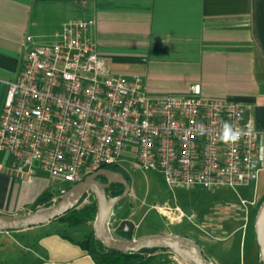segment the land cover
<instances>
[{"label": "built area", "instance_id": "obj_1", "mask_svg": "<svg viewBox=\"0 0 264 264\" xmlns=\"http://www.w3.org/2000/svg\"><path fill=\"white\" fill-rule=\"evenodd\" d=\"M90 24L70 21L48 43L26 37L21 72L7 83L0 115V155L11 159H0V173L25 180L39 169L50 182L75 185L130 157L170 190L261 182L264 193V131L246 119L242 104L205 98L199 84L183 96L151 95L139 77L114 76L85 39ZM225 124L239 140L220 139ZM162 210L184 217L178 207Z\"/></svg>", "mask_w": 264, "mask_h": 264}, {"label": "crops", "instance_id": "obj_2", "mask_svg": "<svg viewBox=\"0 0 264 264\" xmlns=\"http://www.w3.org/2000/svg\"><path fill=\"white\" fill-rule=\"evenodd\" d=\"M77 20L91 22L85 39L114 76L139 77L156 96H183L199 84L205 98L242 104L264 131V0H0V115L26 37L48 43ZM55 183L39 169L25 180L0 173V214L32 213L41 196L55 203L64 189L52 193ZM55 221L0 232L1 255L13 256L10 264H95L80 246L89 234L62 232Z\"/></svg>", "mask_w": 264, "mask_h": 264}, {"label": "rangeland", "instance_id": "obj_3", "mask_svg": "<svg viewBox=\"0 0 264 264\" xmlns=\"http://www.w3.org/2000/svg\"><path fill=\"white\" fill-rule=\"evenodd\" d=\"M126 158L121 168L129 177L130 192L110 217L108 230L111 233L116 232L123 221H130L134 226V240L150 235H171L197 245L208 261V254H211L221 264H259L254 220L264 202L261 182L256 188L251 184L235 190H170L157 172L138 170L130 163L131 158ZM72 185L57 181L49 190L57 194L60 188L68 190ZM166 206L178 207L184 217L177 220L162 210ZM88 207L93 211H85ZM96 214L95 198L92 195L88 198L85 196L73 212L55 223L61 227L59 230L62 232L75 229L88 235L92 231ZM13 259L9 254L3 256L0 253V264H10L8 262ZM139 260L140 264H186L169 251L143 254Z\"/></svg>", "mask_w": 264, "mask_h": 264}, {"label": "water", "instance_id": "obj_4", "mask_svg": "<svg viewBox=\"0 0 264 264\" xmlns=\"http://www.w3.org/2000/svg\"><path fill=\"white\" fill-rule=\"evenodd\" d=\"M103 181V182H102ZM110 185L122 186V193L107 198L104 190ZM130 192V184L121 173L108 169H99L87 175L82 181L72 185L55 203L49 207L37 209L32 213L20 216L0 214V232L19 231L52 222L76 209L87 194H91L97 204L96 220L92 228L95 241L101 243L106 250H114L122 254H135L143 249L167 250L186 264H214L208 261L197 245L187 239L171 235H150L138 240H126L108 230V223L114 209L124 201ZM120 228L128 231L133 228L130 222L124 221ZM254 234L259 248V259L264 264V202L260 205L255 220Z\"/></svg>", "mask_w": 264, "mask_h": 264}, {"label": "trees", "instance_id": "obj_5", "mask_svg": "<svg viewBox=\"0 0 264 264\" xmlns=\"http://www.w3.org/2000/svg\"><path fill=\"white\" fill-rule=\"evenodd\" d=\"M102 169H108L113 172L121 173L124 176V178L127 180V182L130 184L129 177L127 176L126 172L121 167L112 165V166L102 167ZM122 190H123L122 186L110 185L109 188L104 190V192L107 198H112V197L120 195L122 193ZM36 204L42 205V208H45V207L51 206L53 203L49 201V196H41L37 199ZM74 210L70 211L69 213L73 212ZM85 211L92 212L93 210L88 207L87 209H85ZM64 216L59 217L56 220H60ZM115 233L120 235L126 240H132L133 228L129 229L128 231H123L119 227L116 229ZM80 246L92 258L95 264H140L139 262L141 260H139V257L142 256L143 254H153L157 251H167L163 249L151 248V249H143L135 254H122L114 250H106L101 245V243L94 240L92 231L85 238V240L80 244ZM141 264H147V263H141ZM259 264H262V263L259 262Z\"/></svg>", "mask_w": 264, "mask_h": 264}, {"label": "clouds", "instance_id": "obj_6", "mask_svg": "<svg viewBox=\"0 0 264 264\" xmlns=\"http://www.w3.org/2000/svg\"><path fill=\"white\" fill-rule=\"evenodd\" d=\"M240 138V132L233 130L231 125L229 124H225L224 125V129H223V133L220 136V139L226 143L228 142H236L237 140H239Z\"/></svg>", "mask_w": 264, "mask_h": 264}, {"label": "flooded vegetation", "instance_id": "obj_7", "mask_svg": "<svg viewBox=\"0 0 264 264\" xmlns=\"http://www.w3.org/2000/svg\"><path fill=\"white\" fill-rule=\"evenodd\" d=\"M103 182V181H102Z\"/></svg>", "mask_w": 264, "mask_h": 264}]
</instances>
